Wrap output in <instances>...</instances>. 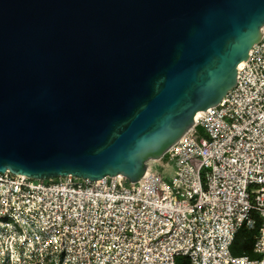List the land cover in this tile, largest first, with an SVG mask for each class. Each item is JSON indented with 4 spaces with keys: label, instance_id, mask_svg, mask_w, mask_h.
Here are the masks:
<instances>
[{
    "label": "water",
    "instance_id": "water-1",
    "mask_svg": "<svg viewBox=\"0 0 264 264\" xmlns=\"http://www.w3.org/2000/svg\"><path fill=\"white\" fill-rule=\"evenodd\" d=\"M263 38L264 0H0V173L143 186Z\"/></svg>",
    "mask_w": 264,
    "mask_h": 264
},
{
    "label": "built area",
    "instance_id": "built-area-1",
    "mask_svg": "<svg viewBox=\"0 0 264 264\" xmlns=\"http://www.w3.org/2000/svg\"><path fill=\"white\" fill-rule=\"evenodd\" d=\"M240 69L143 186L0 173V264H264V38ZM159 163L173 167L169 181ZM255 215L259 257L233 255Z\"/></svg>",
    "mask_w": 264,
    "mask_h": 264
},
{
    "label": "trees",
    "instance_id": "trees-1",
    "mask_svg": "<svg viewBox=\"0 0 264 264\" xmlns=\"http://www.w3.org/2000/svg\"><path fill=\"white\" fill-rule=\"evenodd\" d=\"M256 225L254 229H247L242 227L236 234L231 252L233 255H248L250 258L259 257L256 253L253 252V243L255 235L258 232L259 227L261 226V219L255 215ZM178 264H188L187 260L184 257H179L177 259Z\"/></svg>",
    "mask_w": 264,
    "mask_h": 264
},
{
    "label": "rangeland",
    "instance_id": "rangeland-1",
    "mask_svg": "<svg viewBox=\"0 0 264 264\" xmlns=\"http://www.w3.org/2000/svg\"><path fill=\"white\" fill-rule=\"evenodd\" d=\"M172 169L173 167L171 168L170 166L168 167H165L163 165H161L160 163L157 164L155 170L157 172H160V173H163V176L165 178L166 181H169L170 180V176H171V173H172Z\"/></svg>",
    "mask_w": 264,
    "mask_h": 264
},
{
    "label": "bare ground",
    "instance_id": "bare-ground-1",
    "mask_svg": "<svg viewBox=\"0 0 264 264\" xmlns=\"http://www.w3.org/2000/svg\"><path fill=\"white\" fill-rule=\"evenodd\" d=\"M243 63L244 62H242L241 64H240V67L243 65ZM200 115V112H198L197 114H196V116L198 117Z\"/></svg>",
    "mask_w": 264,
    "mask_h": 264
}]
</instances>
